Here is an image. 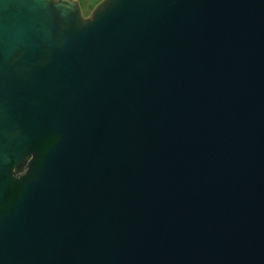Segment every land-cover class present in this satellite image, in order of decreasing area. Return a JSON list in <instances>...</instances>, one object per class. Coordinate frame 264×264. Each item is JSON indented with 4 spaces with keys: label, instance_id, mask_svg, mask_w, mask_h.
Listing matches in <instances>:
<instances>
[{
    "label": "water",
    "instance_id": "1",
    "mask_svg": "<svg viewBox=\"0 0 264 264\" xmlns=\"http://www.w3.org/2000/svg\"><path fill=\"white\" fill-rule=\"evenodd\" d=\"M0 264H264V0H0Z\"/></svg>",
    "mask_w": 264,
    "mask_h": 264
},
{
    "label": "rangeland",
    "instance_id": "2",
    "mask_svg": "<svg viewBox=\"0 0 264 264\" xmlns=\"http://www.w3.org/2000/svg\"><path fill=\"white\" fill-rule=\"evenodd\" d=\"M101 1L102 0H77L80 6L82 16L84 18L90 17L95 6ZM24 169H25L24 166H19L17 168L16 174L22 173Z\"/></svg>",
    "mask_w": 264,
    "mask_h": 264
},
{
    "label": "flooded vegetation",
    "instance_id": "3",
    "mask_svg": "<svg viewBox=\"0 0 264 264\" xmlns=\"http://www.w3.org/2000/svg\"><path fill=\"white\" fill-rule=\"evenodd\" d=\"M20 166H24V167H25V162H24V163H22Z\"/></svg>",
    "mask_w": 264,
    "mask_h": 264
},
{
    "label": "trees",
    "instance_id": "4",
    "mask_svg": "<svg viewBox=\"0 0 264 264\" xmlns=\"http://www.w3.org/2000/svg\"><path fill=\"white\" fill-rule=\"evenodd\" d=\"M17 171V169L15 170V172Z\"/></svg>",
    "mask_w": 264,
    "mask_h": 264
}]
</instances>
